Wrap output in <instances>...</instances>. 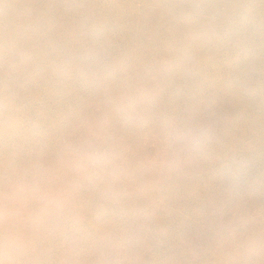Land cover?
I'll return each instance as SVG.
<instances>
[{"label": "rangeland", "instance_id": "374dc122", "mask_svg": "<svg viewBox=\"0 0 264 264\" xmlns=\"http://www.w3.org/2000/svg\"><path fill=\"white\" fill-rule=\"evenodd\" d=\"M196 3L264 0H3L0 264L6 234L10 264L17 246L42 250L40 264H98L100 238L118 242L121 224L139 239L119 264H264L248 255L264 244V97L251 94L264 37L245 53L199 35L173 7ZM6 105L9 125L29 130L7 147ZM199 128L212 133L203 150L176 136ZM234 155L251 187L221 179ZM56 213L78 222L71 248L48 223Z\"/></svg>", "mask_w": 264, "mask_h": 264}, {"label": "clouds", "instance_id": "9594fccd", "mask_svg": "<svg viewBox=\"0 0 264 264\" xmlns=\"http://www.w3.org/2000/svg\"><path fill=\"white\" fill-rule=\"evenodd\" d=\"M173 7L186 10L185 14L193 17L195 22L200 24L201 32L199 35L208 37L209 33L215 37L218 43H223L226 47L239 49L241 52L247 53L250 47L255 46L257 34L264 37V16L261 15L264 4H230V5H215L196 3L188 5H174ZM222 14L220 13V10ZM10 63V47L7 30L5 32L4 40V66H5V81L7 91V77L8 66ZM75 71L78 75L84 78L86 83H91L96 79L97 73L91 63L81 61L75 66ZM249 83L252 82L251 75L245 74ZM264 75V73H262ZM256 88L252 90L253 95L259 94L264 97V80L255 81ZM145 102V101H137ZM122 105L131 107L132 101L129 98L122 99ZM29 130L25 128L24 123L20 122L15 127L8 123L7 105L5 106V124H4V139L6 147L8 142L13 138H21ZM178 139L185 141L187 144L203 150L212 139L210 129L199 128L197 130H189L184 132L182 130L176 131ZM264 175V172H261ZM220 177L224 181H229L232 189H239L242 182L247 187H251L255 182V177L250 174L248 162L239 155L232 157L231 163H225L220 169ZM236 198H241L242 194L239 191L235 192ZM48 223L56 226L61 230L64 236L65 245L71 248L75 239V235L81 229L78 227V222L75 221L68 213H56L48 218ZM122 229L121 239L114 243L109 237H101L99 240L100 253L98 264H119L122 257L134 250L139 237L132 233L130 227L120 225ZM10 247L8 243L7 234L5 236L4 245V260L3 264H10L13 256L10 255ZM43 252L36 248H24L17 246L14 250V258L16 264H40ZM249 256H256L260 261H264V244L257 245L255 242L251 243L248 248Z\"/></svg>", "mask_w": 264, "mask_h": 264}, {"label": "bare ground", "instance_id": "6f19581e", "mask_svg": "<svg viewBox=\"0 0 264 264\" xmlns=\"http://www.w3.org/2000/svg\"><path fill=\"white\" fill-rule=\"evenodd\" d=\"M0 5H4V4H3V0H0ZM2 10H3V8L0 7V11H2ZM35 33H40V32H39V30H35ZM62 35H64V33H63ZM23 42H24V43H27V39H25Z\"/></svg>", "mask_w": 264, "mask_h": 264}]
</instances>
